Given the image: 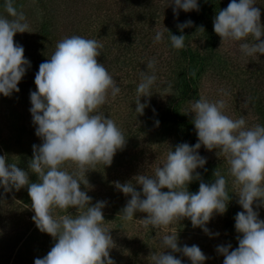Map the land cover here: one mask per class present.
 Masks as SVG:
<instances>
[{
	"label": "clouds",
	"instance_id": "clouds-1",
	"mask_svg": "<svg viewBox=\"0 0 264 264\" xmlns=\"http://www.w3.org/2000/svg\"><path fill=\"white\" fill-rule=\"evenodd\" d=\"M171 4L177 17L179 10L199 11L198 0H172ZM255 5L256 0H231L213 20L221 45L239 42L241 59L264 55V26ZM4 12L6 16L0 15V94L9 97L19 92L18 84L31 67L23 46L14 43L17 33H30V25L14 0H4ZM192 26L188 20L177 25L181 35L169 32L174 49L184 48L183 29ZM197 31L204 32V27L201 25ZM162 40L163 32L157 31L153 42ZM102 48L98 39L79 35L57 43L51 57L39 66L34 81L36 91L30 92V113L42 143L33 145L29 171L10 163L7 155L0 156V187L8 193L27 186L35 213L32 220L41 233L54 240L47 255L36 258L34 264H115L110 258L115 244L104 227L102 210L107 202L92 205L87 191L81 190V184L86 189L91 187L86 173L97 164L110 166L116 152L126 144L115 121L100 111L121 92L105 65L98 62ZM156 63L152 58L147 64L151 74L141 72L136 88L137 115H143L148 107L147 101L141 103V97L152 96ZM190 75L195 76V71ZM225 107V100L209 101L203 96L191 102L197 143L178 144L174 151L170 148L163 165L155 167L151 175L145 172L123 184L114 182L118 191L130 197L119 218L132 222L135 213H145L135 222L146 230L151 227L161 231L187 218L193 228H201L211 236L206 225L214 214L227 211V181L215 170L214 182H201L197 193H190L188 185L200 179L196 170L206 164L199 149L203 146L208 151L216 150L217 157H224L229 165L228 175L233 178L238 204L243 209L235 217L238 247L233 249L229 243L217 246L216 251L224 257L223 264H264V220L259 219L253 207H264V126L249 128L244 116L233 119L224 113ZM29 172L39 182H30ZM137 186L142 191H137ZM71 208L77 210L76 215L69 214ZM57 210L65 214H56ZM160 247L164 251L149 256L151 264H182L172 253L187 257L191 264H204L207 259L197 245L179 247L175 232L164 235ZM166 250L171 251L166 254Z\"/></svg>",
	"mask_w": 264,
	"mask_h": 264
},
{
	"label": "trees",
	"instance_id": "trees-1",
	"mask_svg": "<svg viewBox=\"0 0 264 264\" xmlns=\"http://www.w3.org/2000/svg\"><path fill=\"white\" fill-rule=\"evenodd\" d=\"M23 1L14 0L17 10ZM139 1L134 7L128 0L121 12L112 8L106 13L105 19L99 22L95 11L104 9L99 3H90L85 7L86 2L78 10L76 0H37L39 10L31 28L33 35L28 47L33 52H28L31 67L27 73L34 77L40 64L51 57L57 43L66 37L79 35L98 39L103 44L98 62L105 65L121 92L114 100L110 99L109 103L102 106L100 111L115 121L126 138V144L116 152L110 166L97 164L95 169L86 173L85 178L91 187L86 189L81 184V190L87 191L92 198V205L98 201L107 202L102 210L106 223L104 227L110 231L115 244L110 250V258L115 264H151L149 256L164 251L160 247L162 237L174 232L178 235L179 247L197 245L201 249L207 257L204 264H222L214 256L212 248L229 243L233 249L238 247L235 217L243 209L238 204L233 178L228 175L229 165L224 157H217L216 150L208 151L203 146L199 149V155L206 159V164L196 170L200 179H194L188 185L190 193H197L201 182H214L215 170L227 181L230 196L227 211L223 215L214 214L206 225L211 236L201 228H193L187 218L173 223L167 231L151 227L146 230L135 221H122L119 214L130 197L120 191L117 194L114 182L123 184L145 172L151 175L155 167L163 165L170 148L174 151L178 144L188 143L194 146L197 143L198 137L192 123L193 114L187 106L201 96L212 100L209 95L211 93L204 86L206 80H216L226 85V91L231 97L228 101L231 113L238 118L244 116L247 127L257 124L264 126V55L248 57V61L236 58L226 65L228 58L222 54L221 38L214 32L213 20L219 9L226 8L231 0H198V12L186 13L179 10L178 17L173 14L172 0L161 3L145 0L144 8L139 6L144 0ZM255 6L261 11V25L264 26V0H256ZM2 9L4 0H0V10ZM126 15L141 23H129ZM188 20L193 22V26L183 29L185 46L176 50L171 45L170 33L181 35L177 25ZM201 25L204 32L197 31ZM157 31L163 32L160 43L153 42ZM261 40H264V35ZM152 58L157 61V80L152 87V96L141 97V103L147 101L148 107L144 109L143 115H137L136 88L141 80V72L151 74L147 64ZM193 71L195 76L190 75ZM235 81H240V84H235ZM27 83L25 80L18 84L24 95ZM169 86L171 90H168ZM23 94L21 95L24 96ZM245 110L252 112V120H249ZM10 111L14 114H0V137L11 133L10 137L13 139L3 152L9 157L10 163H16L19 168L28 172L29 162L33 159V145H40L42 140L33 130L32 116L27 117L13 109ZM156 121H159L158 126ZM121 169H126V173L121 172ZM112 170L116 174L110 177L108 173ZM29 180L32 183L39 182L38 177L30 172ZM137 191H142L139 186ZM253 207L254 211L259 212V219L264 220V207H257L256 204ZM15 211L24 212L23 217L12 216L10 212L14 214ZM76 211L74 208L68 210L70 215H76ZM56 214L65 213L57 210ZM34 215L27 186L18 192L13 189L8 193L0 187V264H34L36 258H42L50 251L54 240L37 229L32 220ZM145 216V213L137 212L134 220ZM127 223L137 224L140 229H126ZM18 225H24V228H17ZM216 233L219 235L216 236ZM170 251L166 250V254ZM172 254L181 259L182 264H191L180 253Z\"/></svg>",
	"mask_w": 264,
	"mask_h": 264
},
{
	"label": "rangeland",
	"instance_id": "rangeland-1",
	"mask_svg": "<svg viewBox=\"0 0 264 264\" xmlns=\"http://www.w3.org/2000/svg\"><path fill=\"white\" fill-rule=\"evenodd\" d=\"M76 1H78V10H79V6L80 5L82 6V4H84L86 2H87V4H85V7L89 6L90 3H92L93 5H95L96 3L101 4V6L104 9H102L98 12L95 11L98 14L97 19L99 22H101V19L102 20L105 19L106 13H108L112 8L116 9V10L119 9V11L121 12V10H123L122 9L123 5L128 3V0H124V1L123 0H76ZM79 1H80V4H79ZM152 1L159 2V3L164 2V0H152ZM130 2L135 7L136 4L140 1L139 0H130ZM139 6L141 8L142 7L144 8L145 0L142 1L139 4ZM38 10H39V3L37 2V0H24L22 2V4L19 6V10H18V11H22L24 13V15L26 16L27 22L30 25V33H27V32L23 33V34L17 33L14 36V43L23 46L24 57L27 60L30 57L28 52H33L32 50L29 49L28 46H29L30 42L32 41L31 37L33 35V31H31V28H32V25L36 22V18H35L36 15L35 14ZM119 11H113V12H119ZM0 15H5V16L7 15L4 12V9L0 10ZM126 21H128L129 23L130 22L132 23V21H134L135 24L141 23L140 20H136L134 17L128 16V15H126ZM85 22H86V20H85ZM93 23L95 25L94 21H93ZM201 42H202V38L199 39V43H201ZM203 44H204V42L201 44V46H203ZM238 44H239V42H232V43H226V44L221 45L222 54L227 55V58H228L226 65L228 64V62H230L231 60H234L236 58H239L240 60H243V61H248L247 58L241 59V53L239 52ZM27 71H29V70L28 69L26 70L24 77L21 79V81L26 80L28 82L27 87H26V94L25 95L23 94L22 89H20L19 86H18L19 92H13L11 94V96H9V97H5L2 94H0V114L1 113H12V111H10V110L13 109V110L18 111V113L20 111L24 115H27V117L31 116V113H30V108H31L30 92L36 91V86L34 83L36 73H34V77H33L32 74H28ZM235 84L239 85L240 81H235ZM204 86H205L206 90L211 93V94H209L210 96H212L211 101H217L220 99L225 100L226 107L224 109V113L233 119L238 118V117H236V115L234 113H231V107L228 105V101L230 100L231 97L229 95V92L226 91L227 88L225 87L226 86L225 84L222 85L221 83H219L216 80H214V82H210L209 80H206ZM224 92H227L228 95L225 96ZM21 94H23L24 96H22ZM187 108H189L191 110V104L188 105ZM5 109H8V111L6 112ZM245 113H246L247 117L249 118V120L253 119V115H252L251 111L248 112L247 110H245ZM12 114H14V113H12ZM19 118H20V116H19ZM19 118H17V120H19ZM33 130L34 131L36 130V126L34 124H33ZM10 136H12L11 133L7 134L6 136L2 135V137H0V154L2 156L4 155V152H3L4 148L8 147L9 144H11L13 142L12 141L13 139ZM113 170L110 173H108V175H110V177H113V176H115L114 174H116L114 172L116 170H114V171ZM121 172L126 173V169H121ZM116 191H117V189H116ZM118 192L119 191H117V194H119ZM13 200H16V199L13 198ZM15 212L16 213H14V214L12 212H10V213L12 216L20 215L21 217H23V215H24V212H20V211H15ZM126 225H127L126 229H129V230H135L136 231V230L140 229L137 226V224H134V223H127ZM17 228H24V225H21L20 227L18 225ZM216 248L217 247L212 248L213 254H214V256H217V258L219 260H221L222 264H223L224 257L217 253ZM209 256H210V254H209Z\"/></svg>",
	"mask_w": 264,
	"mask_h": 264
}]
</instances>
